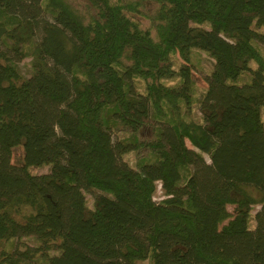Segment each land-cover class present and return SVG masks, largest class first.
<instances>
[{
  "label": "trees",
  "instance_id": "obj_1",
  "mask_svg": "<svg viewBox=\"0 0 264 264\" xmlns=\"http://www.w3.org/2000/svg\"><path fill=\"white\" fill-rule=\"evenodd\" d=\"M85 1L0 0V264H264V0Z\"/></svg>",
  "mask_w": 264,
  "mask_h": 264
},
{
  "label": "rangeland",
  "instance_id": "obj_2",
  "mask_svg": "<svg viewBox=\"0 0 264 264\" xmlns=\"http://www.w3.org/2000/svg\"><path fill=\"white\" fill-rule=\"evenodd\" d=\"M74 8L79 10L83 14L91 13L92 9L89 8L88 3L85 0H67ZM142 21L143 25L146 26L147 22L143 18H138ZM204 27H207L206 24L203 25ZM264 32V28L261 29ZM261 52L262 56L264 57V46L261 44L256 45ZM174 68L177 69L180 64L183 63L181 58L179 57L178 53H175L172 56ZM189 65L192 69L191 71V76H192V81H193V86H192V96L193 99L196 100L202 93V91L206 87V82H205V76L209 73L213 59L205 52L199 50V49H192L189 54ZM188 64V63H187ZM250 66L254 67V63L250 62ZM18 69L21 73L22 76L28 77L31 74V67H30V59L29 58H24L22 61L18 63ZM248 75L244 74L241 76L239 80L244 81L247 80ZM168 84L175 83L173 81H167ZM138 87L142 91L144 89L143 83L138 81ZM260 114L262 117V120L264 122V107L260 108ZM195 118H199V114L196 110V106H193V114ZM115 134L118 137H126L128 136V132L122 128L121 126L115 127ZM188 144V143H187ZM189 145V144H188ZM148 155L145 151H140L138 153L136 152H128L124 155V160L128 162L130 165L135 166L136 163L141 160L147 158ZM22 159H23V148L21 145H18L12 149V154H11V162L13 164L19 165L22 164ZM49 166L48 165H43V166H32L29 167V172L31 174H42L48 172ZM99 191L92 190V191H85V198L87 201V205L89 208L93 206V201L94 197L96 194H98ZM257 196V194H256ZM162 198L161 191L159 187L157 188L155 192V199L159 200ZM259 206L254 205L252 207V210L250 212V219H249V225L250 228L253 226V214L258 210ZM227 210L230 213H233V206L228 205ZM23 241L27 242L28 244H35V241L32 238H26ZM41 264V263H38Z\"/></svg>",
  "mask_w": 264,
  "mask_h": 264
}]
</instances>
